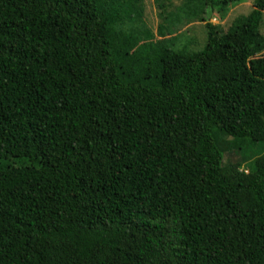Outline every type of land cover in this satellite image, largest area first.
Wrapping results in <instances>:
<instances>
[{
  "label": "trees",
  "instance_id": "trees-1",
  "mask_svg": "<svg viewBox=\"0 0 264 264\" xmlns=\"http://www.w3.org/2000/svg\"><path fill=\"white\" fill-rule=\"evenodd\" d=\"M156 1L0 0V264H264V0Z\"/></svg>",
  "mask_w": 264,
  "mask_h": 264
},
{
  "label": "rangeland",
  "instance_id": "rangeland-1",
  "mask_svg": "<svg viewBox=\"0 0 264 264\" xmlns=\"http://www.w3.org/2000/svg\"><path fill=\"white\" fill-rule=\"evenodd\" d=\"M161 2V5H164V9L166 11H173L179 6L182 0H158ZM254 0H234L229 7V11L227 16L222 21H219L216 14L208 13L207 17L210 19V22L213 24H220L223 29L226 28L229 21H232L235 17L247 14ZM144 5V13L143 18L146 21V24L149 28L152 29L154 33H156V29L159 23H161V8L157 4L156 0H143ZM263 21H264V13H263ZM231 23V22H230ZM262 27V26H261ZM204 23L193 21L190 23H182L177 27V33L179 34V42L187 43V45L193 50L199 49L203 43L205 38L204 31ZM264 33V26H263Z\"/></svg>",
  "mask_w": 264,
  "mask_h": 264
}]
</instances>
